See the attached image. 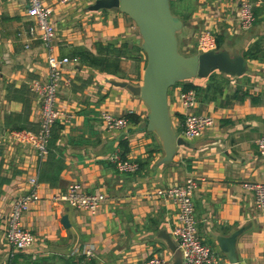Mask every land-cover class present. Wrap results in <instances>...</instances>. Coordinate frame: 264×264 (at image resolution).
<instances>
[{
    "label": "crops",
    "instance_id": "0c3cea01",
    "mask_svg": "<svg viewBox=\"0 0 264 264\" xmlns=\"http://www.w3.org/2000/svg\"><path fill=\"white\" fill-rule=\"evenodd\" d=\"M239 1L170 0L183 19L178 33L182 53L196 52L198 32L209 27L217 33L218 49L243 56L245 70L240 75L214 70L211 76L169 88L176 132L183 113L177 103L183 82L196 88L194 111L213 115L214 122L201 136L187 139L188 145L178 146L171 161L160 162L161 142L142 128L145 102L108 81L113 77L141 83L145 58L137 50V26L118 8L90 9V0H44L52 8L54 53L78 57L63 67L57 101L62 114L53 126L49 153L39 158L32 146L10 137L13 128L37 130L39 97L29 82L46 78L48 65L43 44L25 31L30 22L27 0H0V264H77L75 258L86 245L94 247L95 256L86 258L94 264H135L153 253L169 255L160 231L171 234L176 207L157 189L188 176L197 182L193 201L202 239L218 249L219 236L240 229L235 241L238 260L264 264V208L255 205L254 193L243 185L264 181V158L256 146L264 132V0H250L257 8L248 30L238 25ZM107 43L126 44L114 73L78 56L81 49L101 55ZM103 110L124 115L126 126L106 128L100 119ZM116 153L136 160L138 170L119 172L109 159ZM32 175L39 182L38 197L21 224L36 234V241L17 250L5 238L4 222L12 200L29 191ZM72 181L105 194L95 213L58 198ZM220 253V264H229Z\"/></svg>",
    "mask_w": 264,
    "mask_h": 264
},
{
    "label": "built area",
    "instance_id": "2783aa9c",
    "mask_svg": "<svg viewBox=\"0 0 264 264\" xmlns=\"http://www.w3.org/2000/svg\"><path fill=\"white\" fill-rule=\"evenodd\" d=\"M59 3H69L73 0H57ZM95 1V0H90ZM26 13L30 18L25 31L29 39H38L46 50L48 73L46 78H36L29 82L30 89L39 97L40 117L37 130L30 128H13L8 133L10 137L21 144L32 146L39 158H45L50 151L49 141L55 122L62 114L58 107V91L62 80L65 64L77 61V56H58L53 51L55 27L51 15V6L44 0H27ZM255 19L254 3L250 0H240L237 21L241 30L252 27ZM217 33L209 27L202 28L196 38V52L217 49ZM198 102L197 91L188 87L181 88L177 94V103L183 113L180 122V135L185 139H193L202 135L213 122L211 114L194 111ZM103 125L108 129L123 128L127 124L124 115L113 114L109 110L100 113ZM256 146L260 156L264 158V132L256 138ZM119 172L133 173L138 170L139 163L131 158L121 157L119 154L109 156ZM29 191L17 195L11 203L5 217L4 233L8 243L17 250L24 249L36 241V234L23 227L21 218L29 208L30 203L38 197L39 182L32 175L28 178ZM196 179L188 176L183 182L170 184L157 189V193L169 198L176 207V219L171 225V235L181 252V264H220L223 257L219 249L205 242L198 232L194 210L193 193ZM243 185L254 193L255 205L264 208V181H247ZM69 206L82 208L95 213L105 199L102 192L86 191L79 181L70 182L63 193L58 196ZM86 258L94 257L96 252L93 245H86L80 250ZM135 264H171V255L153 253L149 257L137 261Z\"/></svg>",
    "mask_w": 264,
    "mask_h": 264
},
{
    "label": "water",
    "instance_id": "95a60500",
    "mask_svg": "<svg viewBox=\"0 0 264 264\" xmlns=\"http://www.w3.org/2000/svg\"><path fill=\"white\" fill-rule=\"evenodd\" d=\"M89 8H118L137 26L145 58L141 83L133 84L113 77L108 81L127 88L145 102L148 112L142 128L154 132L161 142V162L171 161L177 147L189 142L174 128L168 104L169 88L178 81L207 77L214 70L240 75L245 70L243 56L231 54L226 49L182 53L178 33L183 20L172 12L169 0H95ZM62 222L68 226L67 215L62 216ZM240 232L237 229L217 238L218 249L225 254L229 264H241L235 251L236 237ZM160 236L172 255L171 264H181V252L172 235L161 230Z\"/></svg>",
    "mask_w": 264,
    "mask_h": 264
},
{
    "label": "trees",
    "instance_id": "16d2710c",
    "mask_svg": "<svg viewBox=\"0 0 264 264\" xmlns=\"http://www.w3.org/2000/svg\"><path fill=\"white\" fill-rule=\"evenodd\" d=\"M170 1V0H169ZM255 8H257V6H254V13H255ZM183 20V19H182ZM218 37H217V42H218ZM126 44H121V45H115L112 43H107L102 45L104 47V51L101 55H91V53L86 50V49H81L80 50V54L78 56H80L82 58V60H84L85 62H90L92 64L98 65L100 67L101 70L109 72V73H114V71L116 69H118V59L121 57L122 55V48H125ZM219 48V42H218V46L217 49ZM137 50L139 51V54L142 55V49L141 46L139 45L137 47ZM246 53V52H245ZM77 55V54H75ZM247 55V54H245ZM212 73H210L208 76H211ZM183 81V80H182ZM181 81H178L177 83H179ZM175 83V84H177ZM184 89L188 88V87H192L196 90V88L188 82H183V86ZM132 113L127 114V117L130 119L131 118ZM77 259V264H94V260L93 259H86L85 255L83 254H78V256L75 258Z\"/></svg>",
    "mask_w": 264,
    "mask_h": 264
},
{
    "label": "rangeland",
    "instance_id": "374dc122",
    "mask_svg": "<svg viewBox=\"0 0 264 264\" xmlns=\"http://www.w3.org/2000/svg\"><path fill=\"white\" fill-rule=\"evenodd\" d=\"M174 7V6H173ZM172 9V11H173V13L175 14V12L177 13V8H171ZM175 15H177V14H175ZM182 31V29L179 31V33ZM185 54H189V53H186L185 52ZM169 91V90H168ZM160 162H161V160H160ZM165 162H169V161H165ZM208 243V242H207ZM171 255V254H170ZM171 258H172V255H171Z\"/></svg>",
    "mask_w": 264,
    "mask_h": 264
}]
</instances>
